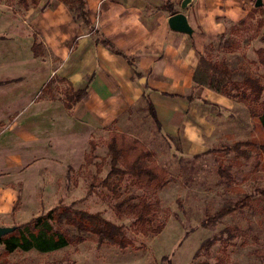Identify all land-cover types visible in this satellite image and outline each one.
Instances as JSON below:
<instances>
[{
	"label": "crops",
	"instance_id": "obj_1",
	"mask_svg": "<svg viewBox=\"0 0 264 264\" xmlns=\"http://www.w3.org/2000/svg\"><path fill=\"white\" fill-rule=\"evenodd\" d=\"M45 1L24 10L17 0H0V123L15 115L0 129V213L16 220L35 209L41 180L65 179L74 161L85 157L91 135L144 95L166 128L187 132L189 124L202 132V102L231 103L194 84L199 57L225 32V22L242 20L258 2L264 7V0H168L185 16L191 29L185 34L169 28L165 0H85L92 30L75 22L62 3L43 8ZM34 34L59 61L54 72L50 61L34 58ZM55 76L74 90L87 89L68 111L50 93L35 101L48 94ZM195 135L186 136L190 149L198 143Z\"/></svg>",
	"mask_w": 264,
	"mask_h": 264
},
{
	"label": "rangeland",
	"instance_id": "obj_2",
	"mask_svg": "<svg viewBox=\"0 0 264 264\" xmlns=\"http://www.w3.org/2000/svg\"><path fill=\"white\" fill-rule=\"evenodd\" d=\"M256 19L258 15L239 29L229 24L233 22H225L224 33L235 42L233 55L245 56L250 62L245 64L251 74L261 77L264 84V68L256 63L255 55L258 48H264V43L259 40L261 32L255 34ZM33 37V44L42 46L34 58L50 61L51 71L54 72L59 61L40 44L36 34ZM215 38L216 47L218 41ZM210 54L213 59L230 56L224 54L222 48L212 50ZM66 87L64 83L52 82L48 94H37L35 101L41 98L48 100L49 93L62 100ZM262 100L264 92L260 102ZM230 103L224 107L202 102L205 107L201 109L203 131L199 132L188 124L186 132L182 127L166 128V121L160 123L158 129L145 111L146 103L142 98L106 128L91 135L90 139L97 145L94 153L96 165L86 166L84 155H81L72 162L76 169H72L70 182L51 176L41 180L36 194L37 205L30 216L27 214L16 220L10 214L0 213V227L20 226L45 214L60 202L68 205L83 199L89 183L104 178L109 170L107 141L110 132L114 131L137 141L139 149L150 151V161L164 174L166 184L162 188L136 183L129 178L122 182L120 188L122 198L135 197L133 202L136 203L139 197L152 203V227L162 225V231L156 232L148 225L142 227L135 223L134 216L118 211L114 207L117 200L106 189L99 187L75 208L98 212L106 220L123 225L133 242L132 247L120 250L109 243H98L93 235H85L84 242L75 246L67 245L50 252L17 249L12 254H6L1 242L0 264H264V256L259 257L255 253H264V196L261 194L264 191V157L258 149L251 150L249 161L235 156L233 152L223 151L237 141L258 135V130L253 129L247 107L237 100H230ZM14 117L12 115L6 122L0 123V129ZM193 134L198 135L195 137L198 143L190 149L193 141L187 137ZM218 169H226L235 180L227 183L219 176ZM241 178L245 180L241 181ZM234 189L251 195V207L223 218L211 229L203 228L201 223L206 215H212L224 200L234 197ZM225 228H236L232 232L234 237L228 238L223 232ZM211 235L220 240L216 239L207 252L202 248L195 255L200 243Z\"/></svg>",
	"mask_w": 264,
	"mask_h": 264
},
{
	"label": "trees",
	"instance_id": "obj_3",
	"mask_svg": "<svg viewBox=\"0 0 264 264\" xmlns=\"http://www.w3.org/2000/svg\"><path fill=\"white\" fill-rule=\"evenodd\" d=\"M41 0H17L16 4L27 10L30 7H36ZM60 2L66 6L75 22L90 27L93 29L89 22L88 10L86 8L85 0H46L43 8L51 6L52 2ZM165 8L170 16L176 14L173 3L165 0ZM258 15L255 24V34L261 32L259 37L260 42L264 43V7L258 6L251 10L245 18L233 24L234 28L239 29L246 24L249 20ZM218 43L215 47V41L212 39L204 47L203 53L199 57L197 66L193 71L192 80L197 87L207 88L217 94H220L230 100H237L243 103L247 109L249 116L253 120V129L258 130V135L247 140L237 141L229 147L223 149L224 152H233L235 156L243 158L246 161L251 159V150L258 149L264 157V100H261L264 92V84L261 77L252 75L248 66L249 64L245 56L233 55L234 40L226 36V34L218 35L215 38ZM115 55L121 56L132 65L130 58L123 55L118 51L111 42L102 39L100 41ZM39 44H33V52L38 56ZM224 50V54H230L229 57H222L220 59H213L210 52L212 50ZM257 64L264 68V48H258L255 51ZM64 83L67 87L63 91L62 102L65 109L68 111L81 101L87 94V89L74 90L71 85L63 79L53 78L49 81L48 86L52 82ZM57 97L51 95V100ZM143 99L146 103L145 111L149 114L151 121L160 129V123L157 119L155 109L148 97L144 95ZM191 98H189L190 100ZM96 143L90 140L88 143V150L84 157V164L86 166L96 165L95 153ZM108 149V165L109 170L106 176L97 182H90L85 192L83 199L73 201L68 205L59 203L56 207L52 208L43 215L33 218L30 222L15 226L12 233L0 240L4 245L6 254H12L17 249L28 251L34 249L38 252H50L61 249L67 245H78L84 242L85 235H93L97 238L98 243H109L118 247L120 250H125L133 246V242L128 237L124 226L121 224L112 223L98 212H88L75 208L79 202L86 200L91 196L95 190L102 187L111 194L115 203V208L123 210L131 214L135 218V223L140 224L142 227L148 225L149 229L160 232L163 229L162 225L156 228L152 227L154 217V206L144 198L137 197V202L134 203L135 197H124L120 192L122 182L129 178L133 179L136 183L151 184L155 187L162 188L166 184V180L162 171L155 163L150 161L152 153L144 149H139L137 141L128 139L124 134H119L114 131L110 132L107 141ZM211 150L210 152H216ZM73 170L68 169L65 176V181L72 180L71 174ZM218 174L221 178L225 179L227 183L235 180L233 175L229 174L226 169H218ZM239 179V178H238ZM245 180L241 178V181ZM74 184L76 181L73 182ZM235 196L231 199L224 200L223 205L218 208L212 215L207 217L201 223L203 228L211 229L213 225L222 220L223 218L232 215L236 212H242L244 209L251 207V195L242 193L234 189ZM241 193V194H240ZM264 196V191H261ZM19 205V197L16 206ZM62 226L66 228L63 229ZM70 229L73 231H70ZM22 230V231H20ZM236 228H225L223 232L227 233L230 237H234L233 231ZM215 236L204 239L196 251L195 255L202 249L205 251L214 245L217 240ZM259 257H263V251L255 252Z\"/></svg>",
	"mask_w": 264,
	"mask_h": 264
},
{
	"label": "water",
	"instance_id": "obj_4",
	"mask_svg": "<svg viewBox=\"0 0 264 264\" xmlns=\"http://www.w3.org/2000/svg\"><path fill=\"white\" fill-rule=\"evenodd\" d=\"M257 7L260 6V3L258 2ZM168 25L169 28L173 31L190 34L191 29L189 28L186 18L182 13H176L168 18ZM143 81V80H142ZM15 229V226L13 227H0V240L6 236L12 233Z\"/></svg>",
	"mask_w": 264,
	"mask_h": 264
}]
</instances>
